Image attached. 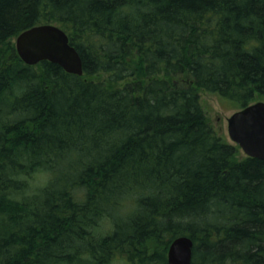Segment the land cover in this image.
Listing matches in <instances>:
<instances>
[{
  "label": "trees",
  "instance_id": "16d2710c",
  "mask_svg": "<svg viewBox=\"0 0 264 264\" xmlns=\"http://www.w3.org/2000/svg\"><path fill=\"white\" fill-rule=\"evenodd\" d=\"M48 23L83 75L21 59ZM201 90L264 100V0H0V264H264V160Z\"/></svg>",
  "mask_w": 264,
  "mask_h": 264
},
{
  "label": "water",
  "instance_id": "95a60500",
  "mask_svg": "<svg viewBox=\"0 0 264 264\" xmlns=\"http://www.w3.org/2000/svg\"><path fill=\"white\" fill-rule=\"evenodd\" d=\"M16 50L29 65L49 60L69 73H84L82 57L59 25L39 24L24 30L16 38ZM228 133L247 156L264 160V100L235 111L228 119ZM193 247L189 235L175 237L167 250L168 264H191Z\"/></svg>",
  "mask_w": 264,
  "mask_h": 264
},
{
  "label": "rangeland",
  "instance_id": "374dc122",
  "mask_svg": "<svg viewBox=\"0 0 264 264\" xmlns=\"http://www.w3.org/2000/svg\"><path fill=\"white\" fill-rule=\"evenodd\" d=\"M16 38L13 37L11 42L16 47ZM94 79L105 81L109 83V77L107 74H101L94 76ZM123 82L114 83L115 86H122ZM201 104L206 112L207 119L210 125L214 128L216 133L223 136L228 141L233 142L228 133V119L230 116L240 108L235 103L225 97L220 96L217 93L201 90L200 91ZM258 101V100H257ZM246 156L241 149L239 159Z\"/></svg>",
  "mask_w": 264,
  "mask_h": 264
}]
</instances>
